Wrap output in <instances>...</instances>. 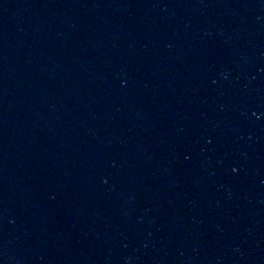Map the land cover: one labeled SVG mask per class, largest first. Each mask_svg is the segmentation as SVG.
<instances>
[{"label":"water","instance_id":"1","mask_svg":"<svg viewBox=\"0 0 264 264\" xmlns=\"http://www.w3.org/2000/svg\"><path fill=\"white\" fill-rule=\"evenodd\" d=\"M0 264H264V0H0Z\"/></svg>","mask_w":264,"mask_h":264}]
</instances>
